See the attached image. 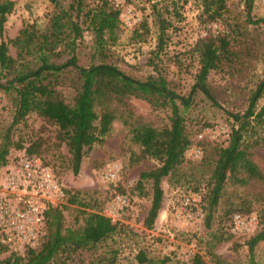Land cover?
<instances>
[{"label": "rangeland", "instance_id": "374dc122", "mask_svg": "<svg viewBox=\"0 0 264 264\" xmlns=\"http://www.w3.org/2000/svg\"><path fill=\"white\" fill-rule=\"evenodd\" d=\"M13 1V11L5 22L4 39L14 38L21 29L30 25L34 29L46 30L50 16L61 8L82 29L75 49L80 65L106 61L139 78L159 73L178 93L185 96L195 81L199 67L193 49L199 37L209 32L224 33L229 36L228 48L233 52L231 59L224 60L208 77L217 105L197 91L191 106L183 111L191 144L179 174L169 180L166 177L162 182V206L152 229L143 226L151 202V181L146 182L142 190L136 188V182L139 173L153 168L156 162L150 158L132 161L140 148L130 139L129 126L123 119L161 127L169 122V109H154L148 102L131 97L128 100L131 116H127L124 110L119 111L105 141L93 146L82 158L80 170L75 174L70 153L58 139L57 126L36 113H29L21 122L12 124L14 94L0 89V145L4 140H9L7 157L13 158L36 144L39 155L47 161L65 188L89 204L86 210H97L121 227L94 252H85L71 264H109L112 250H116L113 264H150V261L164 257L168 258L167 264H179L194 251H199L208 264H213L206 253L205 244L213 229H224L227 235L231 234L214 248L228 264H264V240L254 246L252 256L247 244L264 224V181H251L245 186L227 184L225 194L213 212L210 228L206 227L203 198L216 159V149L226 144L229 135L231 120L228 113L244 111L250 93L264 77V24L246 21L243 1L228 0V11L224 18L204 25L198 16L197 0H174L178 3V14H173L171 7L170 12L164 11V17L171 23L167 30L170 39L159 56L153 58L151 55L156 45L158 25L154 20L152 4L162 5L170 0H108L119 10V17L115 39L104 44L102 55L97 51L95 35L88 27V16L85 14L97 6L98 0H82L78 5L79 10L74 0H59L58 7L48 0ZM252 14L255 18H264V0H253ZM144 21L148 24L147 31L142 27ZM9 54L16 56L13 45H9ZM66 57L64 54L57 61H64ZM60 88L65 100L71 101V88L68 85ZM261 105H264V91L258 100V106ZM254 160L264 173V147L255 149ZM112 165L117 167L113 179L106 175V169ZM116 193L125 195L128 201L126 206H115L113 200ZM189 195L196 198V207L183 205V198ZM65 205L63 226L75 227L81 222L82 208L66 201ZM227 209H231V212L241 210L249 225L234 232L228 225ZM21 248L13 244L9 246V250ZM140 252L145 254L148 261H138ZM7 253L5 251L0 257ZM80 260L84 262L80 263Z\"/></svg>", "mask_w": 264, "mask_h": 264}, {"label": "trees", "instance_id": "16d2710c", "mask_svg": "<svg viewBox=\"0 0 264 264\" xmlns=\"http://www.w3.org/2000/svg\"><path fill=\"white\" fill-rule=\"evenodd\" d=\"M48 1L56 7L59 6V0ZM74 1L77 3L76 9L79 10L78 5L82 0ZM242 1L246 21L264 24V18H255L252 14L253 0ZM197 2L198 16L204 25L223 19L228 11V0ZM177 4L174 0L163 2L162 5L152 4L154 20L158 25L152 58L159 56L170 39L167 30L171 23L164 17V11H169L171 7L170 11L178 14ZM13 8V0H0V89L14 94L15 111L12 124L21 122L29 113H36L55 124L58 128V139L70 153L73 173L79 172L82 158L93 146L105 141L119 111L124 110L128 113L127 116H131L128 107L131 97L148 102L154 109L170 110L168 124L161 127L139 120L129 122L122 117L123 122L129 126L130 139L140 148L139 154L132 161L150 158L156 162L153 168L141 171L136 182V188L142 190L144 184L151 181V202L144 216L143 226L147 229L154 228L162 206V182L166 177L169 180L179 174L185 161V153L191 144L183 111L191 106L197 91L217 105L208 84V77L224 60L229 61L233 56L228 48L229 36L209 32L196 40L193 49L197 54L199 67L195 81L185 96L178 93L159 73L139 78L106 61L80 65L75 49L82 29L61 8L50 16L46 30L34 29L30 25L21 29L14 38L4 39L5 22ZM85 14L88 16V27L95 35L97 51L102 55L104 44L115 39L119 10L108 0H98L97 6ZM142 27L147 31V22L144 21ZM9 45L16 48L15 57L9 54ZM64 54L67 55L66 59L57 61ZM63 85H68L73 91L69 102L62 94L60 87ZM263 91L264 77L250 93L244 111L228 113L231 120L229 135L226 144L216 149V159L203 197L207 228L211 227L213 212L224 196L227 184L245 186L251 181H264V173L254 160L255 149L264 147V105L258 106ZM8 151L9 140H4L0 145V170L10 160L7 157ZM25 152L39 155L36 144L27 147ZM45 162L47 163L46 160ZM64 191L63 202L49 205L45 210L40 242L34 246L25 245L21 249L13 250H9L10 244L0 242V254L8 251L0 257V264H71L85 252H94L121 230L111 217L97 210H86L89 204L65 186ZM65 201L76 203L82 208L81 222L75 227L63 226ZM192 206L196 207L197 201L196 205L188 207ZM230 212L231 209L225 212L229 226L231 216L242 211ZM230 235L224 229H213L209 232V239L205 240L206 253L213 264H228L214 248ZM261 240H264V224L247 242L251 256L254 246ZM115 254L116 250H112L109 264L115 262ZM137 258L140 263L148 261L142 252L138 253ZM167 260L164 257L158 261H150V264H167ZM83 262L80 260V263ZM179 264H208V261L199 251H194Z\"/></svg>", "mask_w": 264, "mask_h": 264}, {"label": "built area", "instance_id": "2783aa9c", "mask_svg": "<svg viewBox=\"0 0 264 264\" xmlns=\"http://www.w3.org/2000/svg\"><path fill=\"white\" fill-rule=\"evenodd\" d=\"M116 172V165L106 169V175L112 179ZM64 197V184L43 157L24 151L10 158L0 170V242L19 247L38 244L45 210L63 202ZM113 201L119 208L128 203L121 194H116ZM196 201L194 196H185L183 205H196ZM245 217L240 212L231 216L234 232L249 225Z\"/></svg>", "mask_w": 264, "mask_h": 264}]
</instances>
